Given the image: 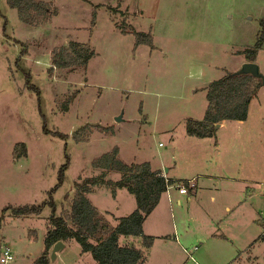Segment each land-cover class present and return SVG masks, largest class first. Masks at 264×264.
I'll return each mask as SVG.
<instances>
[{
  "label": "rangeland",
  "instance_id": "374dc122",
  "mask_svg": "<svg viewBox=\"0 0 264 264\" xmlns=\"http://www.w3.org/2000/svg\"><path fill=\"white\" fill-rule=\"evenodd\" d=\"M37 1L50 4L51 11L46 22L30 26L8 0H0V217L6 209L0 255L7 245L15 256L12 264H34L44 252L52 208L18 218L13 209L49 201L66 154L70 167L53 201L56 215L72 225L77 182L100 175L103 170L93 162L118 147L126 164L150 162L165 173L170 167V176L179 178L200 175V187H209L191 201L175 185L172 203L162 197L144 224V234L155 238L145 264H241L235 259L245 252L213 237L221 234L215 227L224 232L236 227L216 226L210 210L224 217L237 179L253 182L255 206L264 208V86L251 101L247 120L227 121L211 138L190 136L186 123L204 118L210 83L248 62L245 51L254 49L262 30L264 0ZM134 31L152 35L153 47H136ZM71 41L89 43L96 56L87 67L51 70L54 50ZM261 47L255 63L264 75V43ZM44 127L67 139L46 134ZM20 143L28 148L27 157H15ZM205 162L223 167L221 174L211 172L219 182L201 176ZM106 179L118 181L121 173L110 171ZM175 183L189 187L187 180ZM87 198L112 225L137 208L126 189L114 196L111 188L97 186ZM247 226L250 233L256 230L253 223ZM120 239L121 245L144 250L142 237ZM262 240L251 246L259 264ZM64 243L61 259L53 261L51 249L50 264H98L75 239Z\"/></svg>",
  "mask_w": 264,
  "mask_h": 264
},
{
  "label": "trees",
  "instance_id": "16d2710c",
  "mask_svg": "<svg viewBox=\"0 0 264 264\" xmlns=\"http://www.w3.org/2000/svg\"><path fill=\"white\" fill-rule=\"evenodd\" d=\"M10 8L18 11L21 21L28 25L38 26L46 22L50 13V4L37 0H8ZM1 15V13H0ZM6 26L8 20L6 19ZM261 31L258 34L254 49L245 51L248 62H256L261 45L264 43V19L260 22ZM136 36V47L143 44L153 47L152 35L145 32L134 31ZM52 68L69 69L73 67H87L91 59L96 56L95 50L89 43L83 44L71 41L68 47H60L54 50ZM27 55V49L22 51ZM30 79V77H29ZM264 86L262 80L252 75H228L209 84L207 91L208 108L201 121L188 120L187 133L195 138H211L214 136L218 125L223 121H245L248 118L250 103L257 95L259 89ZM41 95V91L33 87ZM74 96L67 100L63 106L68 111V106L74 100ZM46 134L67 139L61 132H50L46 127ZM22 149L18 151L16 146L15 157H27L28 148L20 143ZM66 149L68 148L67 145ZM96 168L103 172L98 176L86 178L77 182V196L73 200V207L69 221L61 215H56L57 204L53 201L54 192L64 184L66 172L70 167V156L66 154V163L59 171L57 185L49 192V201L40 205L20 206L13 209L15 217H32L40 215L43 210L50 206L52 215L49 218L51 227L45 237V250L34 264H50L49 252L57 242L76 240L82 248V253H89L98 264H145L147 260L146 250L154 244L155 238L144 234V224L148 216L160 204L163 194L168 186L175 181L165 178L162 171L154 170L150 162L126 164L119 158V148L104 154L93 162ZM110 171L121 173L118 181L107 180ZM168 179V180H167ZM106 186L112 189L116 195L118 189H126L137 201V208L127 217L118 219L116 225L107 220H101L98 209L89 201L94 187ZM6 209L0 217V228L4 219ZM142 237L144 250L135 246H124L120 243V237ZM93 239L96 242L92 241ZM264 240V233L262 236Z\"/></svg>",
  "mask_w": 264,
  "mask_h": 264
},
{
  "label": "crops",
  "instance_id": "0c3cea01",
  "mask_svg": "<svg viewBox=\"0 0 264 264\" xmlns=\"http://www.w3.org/2000/svg\"><path fill=\"white\" fill-rule=\"evenodd\" d=\"M226 122L227 121L221 122L223 125L220 127L225 126L227 124ZM220 127H218V128H220ZM218 149L221 150L220 147ZM119 154H120V151H119ZM204 164H206L205 165L206 171L201 176L211 178L210 179L211 181H214V179L217 180L218 176L215 177L212 174L213 170L217 169L218 170L217 173H220V171L223 167L222 166L219 167L218 165H215L214 163H209V162H207V163L205 162ZM240 166H241V164H238L235 169L240 168ZM153 169L158 170V171H162L161 169H156V168H153ZM171 172H173L172 168L167 167L166 173L163 172L164 177L172 179L175 182L184 181V180H191V179L195 180V190L193 188V190H190L191 192H188V194H187V196L189 195L188 196L189 201L193 200V198L196 197L199 193H201V191L209 189V187L202 188V187H200V183L198 184L197 181H199L198 177H200V175L187 176L184 178H179L176 175L170 176ZM237 180H236V182H238V183L235 182L233 184L234 186L231 184L236 190L235 194L232 195L233 205H231V206L227 205L225 207L226 214L224 215V217L221 215V213L218 210L212 209V208L210 210V217H211L210 219L216 223V226L221 227L223 225L222 227H225V230H227L228 228H230L232 226H233V228H235V227L236 228L233 230V232H231V231H225L224 232L221 228L215 227V229H217V231H220L221 234L220 235L215 234V235H213V237H215V238L220 237L221 239H227V240L231 241L234 248L239 249V250L241 249L240 251H242V253L245 252L244 254H246V255H240L238 258L235 259V261H238L237 263L259 264L258 258L255 257L251 253L252 249H253V247H251V246H253L254 242L262 240V236L264 233V208L261 207L260 210H258V208L255 206V199H256L255 196L258 192L256 191L257 190L256 187L252 186L253 182H251V181L247 182V180L245 181L244 179H242V180L240 179L238 181ZM219 181H220V179L217 180V182H219ZM232 186H230L228 188L229 191L231 190L230 192H233ZM190 194L192 196H190ZM180 195H183V194H180ZM163 196L164 197L167 196L169 203L173 202L171 190L166 191V193L163 194ZM213 199H215V198L213 197ZM162 201H163V199L161 200L160 204L156 207V209L161 205ZM180 203H182V200L178 199V204H180ZM224 222H226V224ZM251 223H253V226L256 227V230L253 233H250V231H249L250 227L247 226V225L251 226ZM246 233L248 234V238H245V236H244V234H246ZM120 241H121V239H120ZM262 241L264 243V240H262ZM235 245H236V247H235ZM67 246H68V244L65 243L64 249H66ZM244 247H246L245 250L242 249ZM236 249H234L233 251L238 252V250H236ZM62 252L56 253V259H61L63 257L61 254Z\"/></svg>",
  "mask_w": 264,
  "mask_h": 264
},
{
  "label": "water",
  "instance_id": "95a60500",
  "mask_svg": "<svg viewBox=\"0 0 264 264\" xmlns=\"http://www.w3.org/2000/svg\"><path fill=\"white\" fill-rule=\"evenodd\" d=\"M234 75H252L254 78H258L262 80V85H264V75L261 72V68L260 66H258L257 63L255 62H246L244 64L241 65V68L233 73ZM117 122H122V116L116 118ZM223 124L220 123V125H218V127L222 126ZM65 247V243L63 241H59L56 243V245L53 248L52 254H51V258L53 261L56 260V253L62 249H64Z\"/></svg>",
  "mask_w": 264,
  "mask_h": 264
},
{
  "label": "built area",
  "instance_id": "2783aa9c",
  "mask_svg": "<svg viewBox=\"0 0 264 264\" xmlns=\"http://www.w3.org/2000/svg\"><path fill=\"white\" fill-rule=\"evenodd\" d=\"M167 178V177H166ZM168 180V179H167ZM189 187L187 188L186 186H184L183 184H170L168 186L167 191L171 190L173 188V186L175 185L177 187V189L179 190L180 194H188L189 189H193L195 188V180L191 179V180H187ZM14 253L12 251V248L10 246L5 245L2 249L1 255H0V263L2 264H12L14 259Z\"/></svg>",
  "mask_w": 264,
  "mask_h": 264
}]
</instances>
